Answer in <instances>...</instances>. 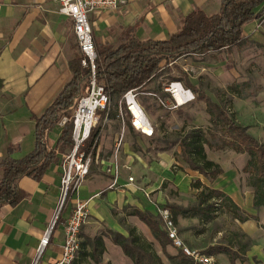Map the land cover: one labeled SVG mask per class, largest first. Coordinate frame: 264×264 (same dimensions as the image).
Here are the masks:
<instances>
[{"label": "crops", "instance_id": "obj_1", "mask_svg": "<svg viewBox=\"0 0 264 264\" xmlns=\"http://www.w3.org/2000/svg\"><path fill=\"white\" fill-rule=\"evenodd\" d=\"M219 7L220 0H139L121 7L117 12L92 17L94 43L114 45L119 42L125 28H133L140 40H164L179 30L182 19L192 10L200 9L207 15H213ZM57 10L56 0H0V161L8 146L16 148L12 154L16 159L33 149L34 124L31 117L42 116L72 78L68 67L74 54L72 22L58 14ZM150 88L146 86L135 91L137 103L140 102L138 96ZM144 95L151 97L153 94L146 92ZM125 117L127 127L140 134L130 125V114H123L121 108L115 106L113 111L105 112L102 121L108 126L99 131L89 174L76 195L81 201H89V207L95 200L116 194L110 205L112 222L117 224L109 229L97 212L98 206L93 204L89 208V220L80 231L81 242L98 236L100 229H104L101 226L122 235L127 234L129 227H135L144 238L155 242L144 223L129 214L126 217L122 211L126 206L140 211H148L152 206L154 211L148 212L155 215V205L145 197V193L150 192L141 189V184L134 190L133 183L128 182L129 176H132L128 175L127 182H124L120 181V173L133 169L142 172L146 167L157 172L160 168H168L166 164L170 161V152L159 153L160 164L154 166L147 157L129 152L126 145L120 151L121 146L118 148L116 141L125 134ZM62 125L60 123L54 129L58 130L57 134L52 136L53 131L50 135V148L55 145ZM61 160L50 165L39 182L21 179L19 186L28 197L15 207L0 208V264H54L61 257L64 225L71 214L73 200L65 204L48 246L37 258L40 239L59 207ZM115 160L119 166V177L116 186L110 189L113 176L108 170ZM152 171L141 173L144 176L142 184L151 182ZM163 181H158L155 190ZM213 185L211 188H217L215 183ZM141 190L143 192H139ZM136 195L146 202L147 205L142 203L143 209ZM103 241L104 264H132L109 237L103 236Z\"/></svg>", "mask_w": 264, "mask_h": 264}, {"label": "trees", "instance_id": "obj_2", "mask_svg": "<svg viewBox=\"0 0 264 264\" xmlns=\"http://www.w3.org/2000/svg\"><path fill=\"white\" fill-rule=\"evenodd\" d=\"M262 22H264V0H220L216 14L207 15L200 9H194L182 19L179 30L164 40H140L133 28H125L116 45L94 43L95 81L104 87L110 99L117 100L116 106L119 104L122 111L129 114L123 100L127 92L142 90L143 87L154 84L164 74L177 70L176 61L182 57H202L210 53L243 47L249 41L244 27L251 23ZM73 49V57L68 62L71 80L42 116L31 117L34 124L33 149L16 159L12 157L16 148L8 146L4 158L0 161V208L15 207L26 199L28 195L20 188V180L28 178L39 182L48 167L58 164L62 155L72 148L73 125L70 119L77 101L84 94V89L92 76L90 68L81 65L84 57L76 42ZM181 75L179 78L169 77L170 82H180L185 89L196 95L197 100L205 106L210 124L207 130L193 127L179 135L175 144L179 147L181 160L190 171L198 173L208 182H214L222 175L223 170L219 164L207 158L206 147L216 151L228 149L236 154H246L248 161L243 171L249 174L248 184L253 190L252 207L264 208V144L249 134L248 129L242 126L229 110L212 101L204 91L197 90L185 79L184 73ZM1 86L0 80V88ZM233 90L236 95L240 94L239 88L234 87ZM158 93H161L160 90H155L156 97ZM167 97L169 98L166 93H162L160 98ZM104 113V111L97 113L98 122L91 130L85 144L86 151L93 149V157L99 135L96 127ZM63 119L67 121L63 123L55 145L50 148L48 145L50 135ZM191 187L198 191L193 205L164 206L171 212L177 226L179 219L212 222L219 208H224L233 219L241 223L252 218L251 215L242 212L223 191L204 186L199 180L192 182ZM69 200L70 197L67 196L56 223ZM129 215L136 217L149 228L154 241L171 264H196L180 252L175 255L166 253L165 249L170 243L156 214L133 209ZM107 234L85 238L80 243L79 257L75 264H100L105 252L103 236L109 237L113 244L120 247L132 264H163L154 243L140 235L135 227H129L126 235L113 231H107ZM247 248L248 243L237 251L229 246H217L209 248L204 254L207 256L224 254L228 256L230 264H236V261L245 264Z\"/></svg>", "mask_w": 264, "mask_h": 264}, {"label": "rangeland", "instance_id": "obj_3", "mask_svg": "<svg viewBox=\"0 0 264 264\" xmlns=\"http://www.w3.org/2000/svg\"><path fill=\"white\" fill-rule=\"evenodd\" d=\"M244 31L249 37V41L241 48L223 50L202 57L186 56L178 59L176 61L177 70L174 69L164 74L162 78L149 86L151 87L149 90L144 91V94L146 92L152 93L151 97L144 95L143 92L138 96L139 106L153 125L152 136L144 137L135 133L127 127L128 122L125 117V134L119 136L116 143L118 148L121 146L120 151L123 145H126L129 152L144 158L147 157L154 166L160 164L157 158L159 153L170 152V161L166 164L168 168H160L157 172L151 169L147 170L146 167V170L141 168L142 172L133 169L131 172L125 170L127 172L121 171L120 173V181L127 182L128 175L134 177V190L141 184V189L150 192L149 198L153 205H179L183 207L193 205L196 202L198 191L191 187V183L199 180L203 181L201 183L204 186L211 187L215 183L217 188L214 189H222L223 192L226 190L227 192L224 193L232 199L241 211L252 216L247 222L241 223L233 219L224 208H219L216 218L209 223H203L197 219H179L177 226L179 235L188 246L204 254L211 247L229 246L237 251L241 249L242 245L248 243L245 252L247 257L245 264H264V208L254 209L252 207L253 190L248 184L249 174L243 171L248 156L236 154L228 149L216 151L206 147L207 158L220 165L223 170L222 175L214 182H208L198 173L190 171L181 160L180 150L175 141L179 135H182L181 133L190 128L197 127L207 130L210 127L205 106L197 100L193 93L194 98L190 102L172 110L160 106L158 101L161 99L165 105L171 104L170 97L160 98L161 94L165 93L162 92V89L170 83L169 77L179 78L182 76L181 73H184L185 79L190 84L197 90L204 91L212 101L229 110L230 114L248 129L249 134L264 144V22L251 23L244 27ZM72 37L74 46L75 38ZM113 44L116 45L117 43ZM234 87L239 88V95L234 93ZM155 90H160L161 93L157 94L159 98L155 97ZM116 103L115 98L110 99L107 112L113 111ZM117 107L121 108L120 105ZM122 113L125 114L123 111ZM107 126L101 120L96 129L100 131ZM57 131L56 129L52 136L57 134ZM149 171L153 172L151 182L142 184L144 176L141 173H148ZM161 179L164 181L155 190L159 184L158 181ZM143 190L139 192H143ZM111 193L114 194L115 192ZM111 195L109 194L106 199L95 200L89 205V208L93 204L98 206L97 212L102 216V220L109 229L114 228L117 224L112 222L110 205L116 194ZM136 196L135 198L141 205L142 203L146 204L140 195ZM149 207L147 210L153 212L152 206ZM133 209L134 207L126 206L122 211L127 217ZM101 228L105 230L100 229L98 236L105 235L108 231L105 227L101 226ZM138 233L141 235L140 231ZM153 243L163 264H171L161 251L160 246L156 242ZM165 251L169 255L178 253L170 245L166 247ZM211 256L213 260L209 264H230L228 256L224 254ZM100 264H104V262ZM236 264L242 263L236 261Z\"/></svg>", "mask_w": 264, "mask_h": 264}, {"label": "built area", "instance_id": "obj_4", "mask_svg": "<svg viewBox=\"0 0 264 264\" xmlns=\"http://www.w3.org/2000/svg\"><path fill=\"white\" fill-rule=\"evenodd\" d=\"M58 3L57 13L68 18L72 22V34L84 59L82 67H89L91 80L85 88L84 94L79 98L75 106L73 116L70 119L72 128V148L62 157L61 163V185L60 201L56 215L52 219L48 229L42 235L37 249V258L48 246L58 214L62 208L66 197L69 196L72 202V210L69 218L64 225V237L61 257L54 264H75L80 252V231L89 219V201L78 199L77 192L89 174L90 166L93 162V150L86 151L85 144L90 136L91 130L98 122V112H107L110 106V98L105 93L104 87L95 81L94 60L96 58L93 29L91 18L101 13H114L121 7L139 0H56ZM164 92L170 97L171 104L165 105L161 100L160 106L169 110L176 109L178 106L190 102L194 97L190 90L185 89L180 82L171 81L164 87ZM135 91H129L123 97L127 111L131 115L132 127L142 135L151 137L153 126L136 101ZM178 97L182 98L180 104ZM137 107L141 116L136 117L133 113L132 105ZM67 120L63 119L62 124ZM108 172L113 176L110 189L116 186L119 177V166L115 160ZM129 183H133V178H128ZM150 193H145L149 198ZM155 214L160 218L161 228L166 233L169 245L180 252L185 257L191 259L196 264H209L212 256L199 253L197 250L188 246L180 237L177 225L174 223L171 212L164 206L155 205Z\"/></svg>", "mask_w": 264, "mask_h": 264}, {"label": "bare ground", "instance_id": "obj_5", "mask_svg": "<svg viewBox=\"0 0 264 264\" xmlns=\"http://www.w3.org/2000/svg\"><path fill=\"white\" fill-rule=\"evenodd\" d=\"M177 99H178V101L180 102V104H183V103H184V102L182 101V98L178 97ZM132 109H133V113H134V115H135L136 117L141 116V113H140V111L137 109V107L135 106V104L132 105Z\"/></svg>", "mask_w": 264, "mask_h": 264}]
</instances>
